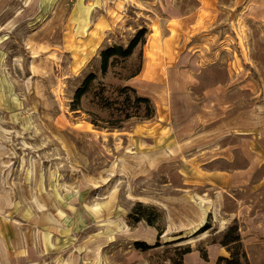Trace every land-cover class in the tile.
I'll list each match as a JSON object with an SVG mask.
<instances>
[{
    "label": "rangeland",
    "instance_id": "rangeland-1",
    "mask_svg": "<svg viewBox=\"0 0 264 264\" xmlns=\"http://www.w3.org/2000/svg\"><path fill=\"white\" fill-rule=\"evenodd\" d=\"M144 27L103 74L101 52ZM168 28L170 82L139 79ZM125 86L152 118L101 108ZM138 203L164 228L145 252L158 230L129 218ZM234 225L243 264H264V0H0L3 264H217Z\"/></svg>",
    "mask_w": 264,
    "mask_h": 264
},
{
    "label": "trees",
    "instance_id": "trees-1",
    "mask_svg": "<svg viewBox=\"0 0 264 264\" xmlns=\"http://www.w3.org/2000/svg\"><path fill=\"white\" fill-rule=\"evenodd\" d=\"M148 33V28H141L130 40L126 47L114 45L103 50L101 52L102 73L106 74L110 66L117 60H126L132 57L135 53V50L139 46L146 43ZM139 73L140 71L134 73L131 78L139 75ZM96 78L97 76L94 73L89 74L83 81L82 85L77 89L74 96L73 110H78L83 97L91 91ZM102 93L103 91L100 93L96 92L97 96L98 94H101V103L99 104L101 105V108L120 111V115L124 120L130 119L131 117H143L150 119L155 114V108L152 100L148 97L138 95L136 90L129 86L119 89V97H123L122 102H116L119 104H115V101L102 97ZM159 217L160 214H158L154 208L147 207L142 203H138L134 211L130 213L129 218L133 221V223L138 224L142 221H145L149 226L155 227L158 230L157 241L154 245H150L144 241H136L133 243V246L137 250L145 252L163 245L161 237L164 233V228L157 224ZM221 244L229 249L231 256L229 258H219L217 264H243L245 252L243 251L242 241L238 233V227L236 225L229 228V230L225 233ZM188 252L189 251H186L185 253ZM174 264L180 263L174 262Z\"/></svg>",
    "mask_w": 264,
    "mask_h": 264
},
{
    "label": "crops",
    "instance_id": "crops-1",
    "mask_svg": "<svg viewBox=\"0 0 264 264\" xmlns=\"http://www.w3.org/2000/svg\"><path fill=\"white\" fill-rule=\"evenodd\" d=\"M168 21L173 22L170 19ZM174 23L177 24L176 22ZM168 30V33H162V31L159 30H157L156 32L154 30L151 31V35L147 43V51L144 55L145 63L139 75V79H149V81L160 82L164 80V77H167L168 81L170 82L171 78L168 76V72L171 73L172 68H170L169 65L172 64V58L174 57L172 50H170L171 47H169L170 49H166V51H164L166 52V56L161 57L160 55L161 50L165 48V45H172L174 42V33L171 29L168 28ZM161 58L164 60H160ZM206 93L209 94L208 91H206ZM0 252V264H3V257H1L2 250Z\"/></svg>",
    "mask_w": 264,
    "mask_h": 264
}]
</instances>
